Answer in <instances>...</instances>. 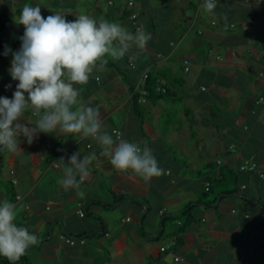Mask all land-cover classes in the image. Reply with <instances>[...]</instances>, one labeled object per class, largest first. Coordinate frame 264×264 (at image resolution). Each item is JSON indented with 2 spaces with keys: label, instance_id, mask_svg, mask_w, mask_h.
<instances>
[{
  "label": "crops",
  "instance_id": "obj_1",
  "mask_svg": "<svg viewBox=\"0 0 264 264\" xmlns=\"http://www.w3.org/2000/svg\"><path fill=\"white\" fill-rule=\"evenodd\" d=\"M17 1L23 0H0V97L12 99L18 84L9 69L21 47L11 48L25 4L41 7L45 18L59 13L73 21L86 14L151 34L144 50L133 46L119 60L108 58L103 70L97 67L86 84L74 87L81 103L99 108L103 131L149 147L164 171L146 182L115 170L96 140L56 132L39 133L31 145L20 136L15 153L0 148V202L16 204L14 222L39 241L15 264H260L264 0H216L213 13L201 8L204 0H131V6L129 0ZM145 72L162 85L169 81L181 108L170 98H142L136 112L133 94L143 90ZM36 119L29 109L21 123L31 127ZM76 152L97 156L81 184L83 198L63 190L57 182L63 173L54 166ZM244 160L257 164L254 181L241 173L236 194H225L235 189L231 181L213 193L205 189L222 166L235 170ZM4 258L0 264H9Z\"/></svg>",
  "mask_w": 264,
  "mask_h": 264
},
{
  "label": "clouds",
  "instance_id": "obj_2",
  "mask_svg": "<svg viewBox=\"0 0 264 264\" xmlns=\"http://www.w3.org/2000/svg\"><path fill=\"white\" fill-rule=\"evenodd\" d=\"M201 8L213 13L216 0H204ZM15 23L24 27V34L20 49L12 53L9 69L12 80L18 81L16 91L12 99L0 97V148L20 151V136L31 145L39 133L75 135L96 140L102 149L100 155L119 172H130L146 182L162 175L164 170L152 150L119 137L114 139L103 131L99 108L81 103L74 87L86 84L97 67L103 70L108 58L119 60L133 46L144 50L151 34L141 30L133 34L117 22L86 14L73 21L59 13L45 18L41 7L28 4ZM9 52L6 47L4 55ZM29 109L37 117L31 127L21 123ZM96 159L95 153L81 158L79 152L68 157L67 163L61 157L54 165L63 173L58 184L64 191L75 189L83 198L81 184L91 175L90 165ZM16 209L17 205L8 200L0 202V256L12 264L39 242L36 234L16 225Z\"/></svg>",
  "mask_w": 264,
  "mask_h": 264
},
{
  "label": "trees",
  "instance_id": "obj_3",
  "mask_svg": "<svg viewBox=\"0 0 264 264\" xmlns=\"http://www.w3.org/2000/svg\"><path fill=\"white\" fill-rule=\"evenodd\" d=\"M5 27V21L0 19V33L2 32L3 28ZM24 34V27L22 29H20L16 34H15V44L13 45V47L11 48H16L20 43V37H22ZM168 82L166 80V85H162L159 82V79H157V77H153L152 74H148L147 78L144 82V85L142 86V91H144V93H134L133 94V108L136 112L139 113V100L142 98L145 99H149V100H154V99H166V98H170L169 100H174L177 101L178 99H175V94H173L168 88ZM173 98V99H172ZM240 167V165H239ZM235 169L232 170L231 168H229L228 166H222L220 168V177L219 179H217L214 176H211L209 178V185L210 187L208 188V190L210 191V193H213V189L218 185V184H222V185H228L229 181L230 184L229 186L233 185L235 187L234 190H229L227 192H225V194L230 195V194H236L239 191V187H240V174L241 173H245V175L247 176V180L252 181L253 179H251V175L255 174V171L253 172H247V171H241L240 169ZM248 174V175H247ZM260 178V177H259ZM261 179V178H260ZM254 181V180H253ZM185 214V213H184ZM184 216V215H182ZM264 227L263 225H259V230H262ZM263 240H264V235H263ZM24 258V256L22 257V259ZM25 259V258H24ZM5 262H9L7 260V258H4ZM260 264H264V245L261 247V257H260Z\"/></svg>",
  "mask_w": 264,
  "mask_h": 264
},
{
  "label": "built area",
  "instance_id": "obj_4",
  "mask_svg": "<svg viewBox=\"0 0 264 264\" xmlns=\"http://www.w3.org/2000/svg\"><path fill=\"white\" fill-rule=\"evenodd\" d=\"M128 5L129 6H131L132 5V1L131 0H129V2H128ZM135 15H131L130 16V18L132 19V24L134 25V20H135ZM184 63V65L186 66L185 67V71H188V68H187V61H184L183 62ZM147 75H148V73L147 72H145L143 75H142V77H141V80H140V83H139V86H140V88L144 85V82H145V80H146V78H147ZM201 90L203 91L204 90V88L203 87H201ZM141 93H144V91H141ZM5 94H8V91H5ZM142 100V99H141ZM141 100H139V102H141ZM113 133H118L117 131H115V130H113ZM89 147V145L87 146V148ZM239 169L241 170V171H247V172H253V171H255V172H257V164L255 163V162H252L251 160H244L243 162H241V164H240V167H239ZM258 176L261 178V179H264V173H258ZM208 188H209V184H206V190H208ZM242 188L244 189L245 187L244 186H242ZM78 216L79 217H84V212H83V210H81V209H79V211H78ZM66 243H68V244H72V243H74L75 241L76 242H79V243H84V240L83 239H71V238H65V240H64ZM165 249H166V247H164V246H162L161 248H160V250L163 252V251H165ZM176 260H178V258H176Z\"/></svg>",
  "mask_w": 264,
  "mask_h": 264
},
{
  "label": "rangeland",
  "instance_id": "obj_5",
  "mask_svg": "<svg viewBox=\"0 0 264 264\" xmlns=\"http://www.w3.org/2000/svg\"><path fill=\"white\" fill-rule=\"evenodd\" d=\"M24 3V0L23 1H17L15 4H16V6H21L22 4ZM127 5H128V2H127ZM23 28V26L21 27V29ZM14 41V40H13ZM179 100H177L175 103H176V107H180V105H179ZM181 108V107H180ZM214 160V159H213ZM214 195L213 194H211V195H209V198L210 199H214V197H213ZM214 201H216V198L214 199ZM36 253L35 252H33V255H35ZM9 264H12V262H10L9 261Z\"/></svg>",
  "mask_w": 264,
  "mask_h": 264
}]
</instances>
